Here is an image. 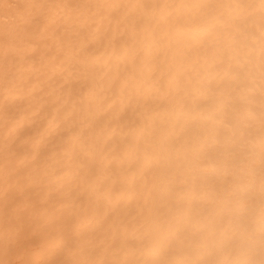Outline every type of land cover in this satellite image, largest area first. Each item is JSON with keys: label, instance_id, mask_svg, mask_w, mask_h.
I'll list each match as a JSON object with an SVG mask.
<instances>
[{"label": "clouds", "instance_id": "obj_1", "mask_svg": "<svg viewBox=\"0 0 264 264\" xmlns=\"http://www.w3.org/2000/svg\"><path fill=\"white\" fill-rule=\"evenodd\" d=\"M254 108L264 0H0V264H264ZM221 130L231 178L211 227L161 238L172 160Z\"/></svg>", "mask_w": 264, "mask_h": 264}, {"label": "bare ground", "instance_id": "obj_2", "mask_svg": "<svg viewBox=\"0 0 264 264\" xmlns=\"http://www.w3.org/2000/svg\"><path fill=\"white\" fill-rule=\"evenodd\" d=\"M16 12L11 17L16 19ZM250 88L255 85L249 84ZM259 100V92L252 97ZM264 111L254 108L257 120ZM252 129L256 128L257 121H250ZM250 131H252L250 129ZM253 132V136H258ZM232 152L227 141V133L220 131L213 144L209 140L201 148V142L190 139L180 150L179 159H173L172 165H179L176 181L173 185L162 186L153 205L149 224L155 234L161 238L167 236L177 227L183 231L180 235L196 233L203 234L209 227L212 213L216 206V191L225 187L230 181L231 165L228 158ZM6 172L8 169L5 170ZM15 179V176L12 177ZM16 189L13 188V191ZM20 205V201L16 202ZM11 227L14 231H24L27 228L26 214L20 205Z\"/></svg>", "mask_w": 264, "mask_h": 264}]
</instances>
